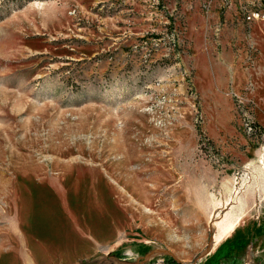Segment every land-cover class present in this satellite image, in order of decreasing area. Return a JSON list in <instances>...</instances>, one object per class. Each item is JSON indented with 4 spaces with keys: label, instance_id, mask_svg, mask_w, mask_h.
Wrapping results in <instances>:
<instances>
[{
    "label": "rangeland",
    "instance_id": "rangeland-1",
    "mask_svg": "<svg viewBox=\"0 0 264 264\" xmlns=\"http://www.w3.org/2000/svg\"><path fill=\"white\" fill-rule=\"evenodd\" d=\"M247 5L0 0V264H32L25 216L100 241L74 264H264V139L226 94L264 59Z\"/></svg>",
    "mask_w": 264,
    "mask_h": 264
},
{
    "label": "crops",
    "instance_id": "crops-1",
    "mask_svg": "<svg viewBox=\"0 0 264 264\" xmlns=\"http://www.w3.org/2000/svg\"><path fill=\"white\" fill-rule=\"evenodd\" d=\"M257 67H253L250 70H246V72H242L238 69L231 70V77H230V85H228L229 88H233L234 90H239V82H241L242 77L245 76V74H248L251 76L252 79V87L250 90V94L253 97L254 105H255V120L259 124V126L264 129V59L261 58L257 59L256 62ZM210 69V68H209ZM218 70V71H217ZM228 71V67L224 65L219 64H213L211 66L210 72L212 74L213 80L216 83V85L220 88L225 83H227L226 76L224 73ZM235 81V82H234ZM234 83H236L234 85ZM228 84V83H227ZM237 218H241L239 215ZM32 216H25L24 219L22 218V222L25 223V231L24 233L28 235L29 241L31 243L30 249H28L29 253V259L32 264H74L76 261L80 258L87 257L89 254L94 251V247L96 244H100V241L91 240L90 237L87 235H80L76 237L75 239H62L61 236L55 235L54 237L50 236L48 240H45L39 235L38 230L34 229V222L35 220H32ZM16 220H18V217H16ZM18 225V222H17ZM233 230V228H232ZM25 237V235L23 234ZM90 241V243H87V240ZM255 244L256 242L253 241ZM260 242L256 245H258ZM262 247L264 245V240H262ZM241 245H237L235 247L231 246L225 254H227L230 251L239 250ZM264 250V248H262ZM72 252L73 255L69 259L68 262H58L55 261H48L47 260V254L51 253L55 257H60L64 252ZM264 254V251L263 253ZM223 255V254H222ZM224 256V255H223ZM62 258V257H61ZM226 260V257L224 256L222 260ZM262 259L264 260V255H262ZM60 260V259H59ZM62 261V260H61Z\"/></svg>",
    "mask_w": 264,
    "mask_h": 264
},
{
    "label": "built area",
    "instance_id": "built-area-1",
    "mask_svg": "<svg viewBox=\"0 0 264 264\" xmlns=\"http://www.w3.org/2000/svg\"><path fill=\"white\" fill-rule=\"evenodd\" d=\"M228 3L229 0H223ZM241 12L247 21L264 19V7L254 8L252 5L243 6ZM252 84L248 80L239 90L228 88L227 95L231 98L243 132L254 140L264 139V130L259 126L254 116V101L248 95Z\"/></svg>",
    "mask_w": 264,
    "mask_h": 264
},
{
    "label": "trees",
    "instance_id": "trees-1",
    "mask_svg": "<svg viewBox=\"0 0 264 264\" xmlns=\"http://www.w3.org/2000/svg\"><path fill=\"white\" fill-rule=\"evenodd\" d=\"M169 261L174 263V264H177L172 258L168 257Z\"/></svg>",
    "mask_w": 264,
    "mask_h": 264
}]
</instances>
